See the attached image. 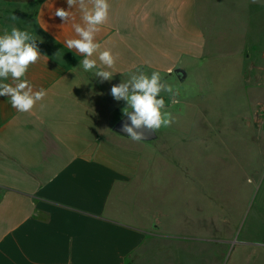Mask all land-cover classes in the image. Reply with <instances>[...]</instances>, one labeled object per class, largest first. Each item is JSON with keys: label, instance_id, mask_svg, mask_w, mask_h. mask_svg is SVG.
<instances>
[{"label": "crops", "instance_id": "crops-1", "mask_svg": "<svg viewBox=\"0 0 264 264\" xmlns=\"http://www.w3.org/2000/svg\"><path fill=\"white\" fill-rule=\"evenodd\" d=\"M108 3L96 42L116 61L105 69L114 74L111 81L101 82L96 69L80 66L85 57L65 44L78 38L72 27L81 23L78 8L65 23L55 10H69L66 0H0V35L15 27L37 38L41 57L22 79L47 93L27 113L0 96V264H136L150 232L120 209L136 201L128 194L146 144L113 131L115 115L127 104L113 98L111 87L139 72H159L165 82L178 69L187 76L192 65L201 80L205 17L216 19L214 28H228L244 8L250 16L264 13V0ZM98 56L91 58L100 68ZM253 207L257 215L246 218L252 235L243 236L234 264H264V175Z\"/></svg>", "mask_w": 264, "mask_h": 264}, {"label": "rangeland", "instance_id": "rangeland-1", "mask_svg": "<svg viewBox=\"0 0 264 264\" xmlns=\"http://www.w3.org/2000/svg\"><path fill=\"white\" fill-rule=\"evenodd\" d=\"M233 19L214 28L216 19L205 17L203 79L192 65L183 82L176 73L165 80L178 101L161 91L172 123L144 142L128 194L136 201L120 209L150 232L136 264H234L243 236L252 235L246 218L257 215L264 175V13L244 8ZM195 215L201 220H184Z\"/></svg>", "mask_w": 264, "mask_h": 264}, {"label": "clouds", "instance_id": "clouds-1", "mask_svg": "<svg viewBox=\"0 0 264 264\" xmlns=\"http://www.w3.org/2000/svg\"><path fill=\"white\" fill-rule=\"evenodd\" d=\"M69 10L57 8L55 15L67 23L72 19L71 9L78 8L81 23H73L72 27L78 38L67 39L68 49H74L85 58L80 61L85 72L96 69L94 75L100 81H111L113 73L105 70L115 65L116 57L111 50L100 51L101 45L96 42V35L101 26L109 18L110 5L108 0H66ZM12 19H16L13 15ZM37 38L28 31L13 27L11 31L5 30L0 35V96L10 98L11 106L18 112H31L37 102L46 95L41 88L34 91L27 79H22L30 65L35 64L41 57L37 46ZM99 51L98 59L103 67L98 68L97 61L92 59ZM11 78L12 83H7ZM161 91L173 95L172 103L178 101L174 98L173 89L166 82H162L159 72H152L149 77L143 72L132 74L127 81H122L111 87V95L117 101H126L127 106L122 110L123 115L130 123L122 125V131L127 133L133 141L146 139L145 130L155 132L162 126L172 123L170 113L162 111L165 101L160 97Z\"/></svg>", "mask_w": 264, "mask_h": 264}, {"label": "water", "instance_id": "water-1", "mask_svg": "<svg viewBox=\"0 0 264 264\" xmlns=\"http://www.w3.org/2000/svg\"><path fill=\"white\" fill-rule=\"evenodd\" d=\"M176 76L178 77V79L180 81H184L185 78H186V72L182 69H178L176 70ZM130 123V121H128V118L126 116H123L120 120H118L114 126H113V131L116 132L117 134H120L122 136H126V137H129L127 136V133L123 132L122 131V125L124 123ZM145 135H146V139L144 140H141L143 142H153L155 140L158 139V134H157V131L155 130V132H151V131H147L145 130Z\"/></svg>", "mask_w": 264, "mask_h": 264}]
</instances>
